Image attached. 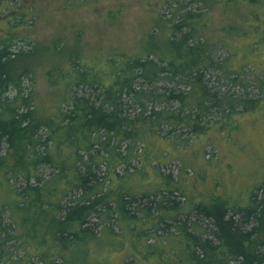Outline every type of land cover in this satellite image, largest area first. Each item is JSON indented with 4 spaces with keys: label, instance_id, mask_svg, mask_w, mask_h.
Returning a JSON list of instances; mask_svg holds the SVG:
<instances>
[{
    "label": "trees",
    "instance_id": "trees-1",
    "mask_svg": "<svg viewBox=\"0 0 264 264\" xmlns=\"http://www.w3.org/2000/svg\"><path fill=\"white\" fill-rule=\"evenodd\" d=\"M216 7L239 23L229 38L202 34ZM175 18L167 54L115 61L108 83L75 69L53 115L26 84L32 52L0 34V188L15 197L0 264H264L263 185L242 203L224 179L197 194L188 168L168 167L264 111V73L245 70L264 51V0H184Z\"/></svg>",
    "mask_w": 264,
    "mask_h": 264
},
{
    "label": "rangeland",
    "instance_id": "rangeland-1",
    "mask_svg": "<svg viewBox=\"0 0 264 264\" xmlns=\"http://www.w3.org/2000/svg\"><path fill=\"white\" fill-rule=\"evenodd\" d=\"M7 1L0 0V34L11 28L16 35L12 50L32 52L20 61L22 67H30L34 77L26 84L34 88L35 104L53 115L67 97L70 81L78 75L75 69L82 68L87 75L108 83L114 77L115 61L147 53L167 54L171 24L184 0H11L10 7L5 9ZM226 12L216 7L214 21L208 22L202 34L229 38L231 33L221 29L239 23L232 20L233 12ZM21 15L23 23L15 20ZM253 56L252 64L245 68L251 77L252 73H264L263 49L258 47ZM232 126L231 133L227 129L216 130L194 137L190 149L178 153L181 163L175 159L168 167L175 173L180 164L188 168L194 193L205 190L206 184L213 186L225 181L228 195L243 203L251 190L264 187V111L236 117ZM256 193L261 198L263 189ZM12 200L15 197L1 187L0 206L5 209V223L10 221ZM138 245L144 250L142 244ZM20 250L18 256L24 254L23 248Z\"/></svg>",
    "mask_w": 264,
    "mask_h": 264
}]
</instances>
